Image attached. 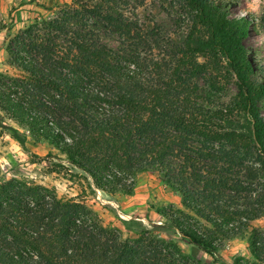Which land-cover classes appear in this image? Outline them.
I'll use <instances>...</instances> for the list:
<instances>
[{
	"label": "trees",
	"instance_id": "obj_1",
	"mask_svg": "<svg viewBox=\"0 0 264 264\" xmlns=\"http://www.w3.org/2000/svg\"><path fill=\"white\" fill-rule=\"evenodd\" d=\"M110 2L65 4L9 38L16 73H0V127L22 145L49 143L110 195L132 196L140 174L160 173L183 207L161 215L183 238L226 264L217 253L249 235L253 260L233 264H264V231L252 225L264 218V83L244 42L248 20L212 0H179L189 28L177 44L158 29L137 33L103 10ZM94 19L118 30L122 47L103 43ZM147 37L167 57H145ZM231 83L236 94L218 102ZM0 264L204 263L151 230L124 238L83 203L11 179L0 185Z\"/></svg>",
	"mask_w": 264,
	"mask_h": 264
},
{
	"label": "rangeland",
	"instance_id": "obj_2",
	"mask_svg": "<svg viewBox=\"0 0 264 264\" xmlns=\"http://www.w3.org/2000/svg\"><path fill=\"white\" fill-rule=\"evenodd\" d=\"M212 1L222 7L230 18L248 20L249 33L244 42L256 76L264 83V25L261 22L264 0ZM75 3L95 5L101 0H0V24L5 27L0 31V73H16L9 65L6 51L10 37L35 19L54 16L56 8ZM48 7L52 10H47ZM103 10L123 15L127 21L137 25V33L143 36L158 29L163 37L180 44L188 34V12L179 0H115L103 4ZM92 26L103 43L113 49L122 47L118 30L105 26L99 19L92 20ZM150 39H147L149 45H139L137 49L147 58H165V48L155 46ZM198 83L205 91L203 83L200 80ZM235 94V84L231 83L218 94V102L228 103ZM260 109L264 117V99ZM7 123L12 125L9 121ZM58 164L66 168L61 169L57 167ZM11 179L54 189L62 200L83 203L98 215L105 227L119 229L124 238H135L139 231L148 229L162 239L176 242L184 253L204 264H219L183 238L161 215L171 207H183L181 196L167 186L158 172L140 174L132 196L121 193L110 195L96 189L84 172L63 161L49 143L35 142L29 137L22 145L0 127V185ZM252 225L264 231V218L254 221ZM248 236L226 242L217 253L218 260L233 264L234 259L241 256L252 261Z\"/></svg>",
	"mask_w": 264,
	"mask_h": 264
}]
</instances>
